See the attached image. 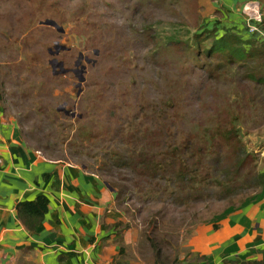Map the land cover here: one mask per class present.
I'll return each instance as SVG.
<instances>
[{
	"label": "rangeland",
	"instance_id": "374dc122",
	"mask_svg": "<svg viewBox=\"0 0 264 264\" xmlns=\"http://www.w3.org/2000/svg\"><path fill=\"white\" fill-rule=\"evenodd\" d=\"M217 8L206 12L199 0H0L5 114L46 158L99 175L115 195L110 183L123 185L115 202L120 229L132 239L122 256L135 264H177L197 224L240 206L264 180V61L225 67V45L208 58L215 35L200 31L217 26L216 36L233 33L256 47L264 40L247 33L241 7L240 28ZM241 47L245 57L251 47ZM118 119L140 130L156 123L164 139L191 140L196 152L208 153V177L201 172L173 186L174 194L160 188L165 181L140 180L130 159L115 156L127 147L112 137Z\"/></svg>",
	"mask_w": 264,
	"mask_h": 264
},
{
	"label": "crops",
	"instance_id": "0c3cea01",
	"mask_svg": "<svg viewBox=\"0 0 264 264\" xmlns=\"http://www.w3.org/2000/svg\"><path fill=\"white\" fill-rule=\"evenodd\" d=\"M199 1L206 12L226 11L238 28L243 19L237 8L246 3L256 4L264 21V0ZM39 195L48 198V208L35 231L21 222L16 204ZM115 197L99 175L30 146L0 104V264H135L134 257L122 256L132 233L120 229ZM252 197L197 224L174 257L177 264L264 263V184Z\"/></svg>",
	"mask_w": 264,
	"mask_h": 264
},
{
	"label": "trees",
	"instance_id": "16d2710c",
	"mask_svg": "<svg viewBox=\"0 0 264 264\" xmlns=\"http://www.w3.org/2000/svg\"><path fill=\"white\" fill-rule=\"evenodd\" d=\"M234 29H232V31ZM216 30L217 26H213L212 28L203 27V29L200 31L207 33V36L209 34L215 35L210 49H207L205 52L208 58L212 55V53H214V50L219 48V44H222L225 45L227 52V55L222 58L225 67H227V65L234 64V61L236 62L238 59L242 60V63L239 64L242 68L246 67L249 59H255L257 62L256 64L249 65V67L252 68L254 65H257L258 62L264 61V41L261 42L258 47H256L253 44V41L243 40L240 36L234 35L233 33H231V37L226 36L225 32L220 36H216ZM200 32L195 33L196 44L199 49L201 48L202 42L199 39ZM242 43L249 45L252 49H249V53L246 52L245 57L242 53H240L241 49H244L241 47ZM59 74L63 73H57L56 75ZM137 107L144 108L142 104L138 105ZM155 113L156 112L153 110L151 112V116H153ZM116 122V130L114 134H112V137L114 139L119 137L125 142V146L127 147L123 150V153L125 154L121 155L119 151H115V156L121 160L124 159L121 157L130 159V163L133 166L134 171L140 174V180L146 182V179L144 178V175H146L156 182L159 179L165 181L166 183L169 181V185L165 183V187L162 186L160 188L163 189L164 192L167 190L169 194H174L175 190L173 186L179 187L180 184L190 182L193 180L194 176L201 174V172H203L201 177H208L207 175H209V171L203 164L204 160L207 159L208 153H205L203 149V151L196 152L191 140H181L178 137L170 138L169 136V138L164 139V135H162L164 130H161V128L156 123H153L149 128L140 130L136 128L134 120L118 119ZM105 164L107 165L111 163L106 162ZM258 175L264 179V171ZM263 184L264 180L262 182V185ZM110 185L113 188H116V198H118L123 185H114L112 183H110ZM246 201H243V203ZM47 208L48 198L45 195H39L33 200L19 201L16 204L17 215L21 222L26 228L35 231L41 229L42 221ZM154 248L156 249L155 245ZM156 253L159 254L160 250L156 249ZM252 264L264 263L253 262Z\"/></svg>",
	"mask_w": 264,
	"mask_h": 264
},
{
	"label": "built area",
	"instance_id": "2783aa9c",
	"mask_svg": "<svg viewBox=\"0 0 264 264\" xmlns=\"http://www.w3.org/2000/svg\"><path fill=\"white\" fill-rule=\"evenodd\" d=\"M243 14L246 16V21L244 23V28L249 34L259 33L261 35V40H264V33L262 31L263 18L260 13V8L254 7L251 3H246L242 9Z\"/></svg>",
	"mask_w": 264,
	"mask_h": 264
},
{
	"label": "water",
	"instance_id": "95a60500",
	"mask_svg": "<svg viewBox=\"0 0 264 264\" xmlns=\"http://www.w3.org/2000/svg\"><path fill=\"white\" fill-rule=\"evenodd\" d=\"M45 23L50 24V25H52V26H56L55 22H54V21H51V20H46ZM80 54L82 55V53H80ZM79 57H80V56H79ZM80 58H81V57H80ZM80 58H79V59H80ZM79 59H78V60H79ZM84 59H85V61L88 62V63L91 62V63L93 64V62H94V60L89 59L88 57H85ZM75 66H77V65L75 64ZM75 70H76V69L65 70V71L62 70V71H63V72L72 71L73 73H76ZM77 73H79V76H77V77H78V83H77V86L79 87L80 84L82 83V81L84 80V75H83V73H84V65L81 66L80 69H78V72H77ZM77 75H78V74H77ZM80 90H81V89L78 88V91H77L78 94L80 93ZM64 112H65V114H68V111H67V110H64ZM71 114H73V113H71Z\"/></svg>",
	"mask_w": 264,
	"mask_h": 264
}]
</instances>
